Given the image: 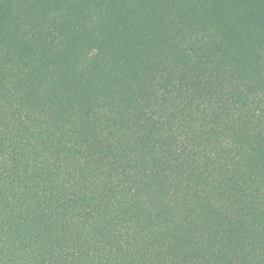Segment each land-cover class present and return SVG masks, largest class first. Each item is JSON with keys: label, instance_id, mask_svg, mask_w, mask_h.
I'll return each instance as SVG.
<instances>
[{"label": "trees", "instance_id": "16d2710c", "mask_svg": "<svg viewBox=\"0 0 264 264\" xmlns=\"http://www.w3.org/2000/svg\"><path fill=\"white\" fill-rule=\"evenodd\" d=\"M0 264H264V0H0Z\"/></svg>", "mask_w": 264, "mask_h": 264}]
</instances>
